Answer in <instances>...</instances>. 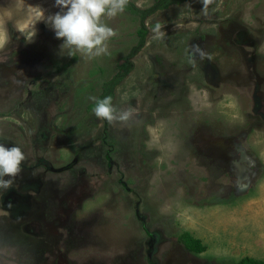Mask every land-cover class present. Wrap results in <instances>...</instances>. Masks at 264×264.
<instances>
[{"label": "rangeland", "instance_id": "374dc122", "mask_svg": "<svg viewBox=\"0 0 264 264\" xmlns=\"http://www.w3.org/2000/svg\"><path fill=\"white\" fill-rule=\"evenodd\" d=\"M26 2L60 11L55 0ZM129 3L146 9L157 1ZM13 4L0 0V14ZM201 8L183 0L157 9L137 50L140 16L125 9L105 17L118 34L93 59L61 53L63 41L45 22L26 43L0 16V141L27 157L11 188L0 189V264L264 260V110L228 75L240 49H252L238 35L264 37V2L215 0L207 15ZM157 22L161 39L151 31ZM127 60L133 68L113 104L133 115L110 124L96 117L91 97ZM213 61L230 83L206 82L197 65ZM190 71L199 88L185 92ZM244 134L228 151V140ZM212 146L220 156L210 155ZM184 232L205 249L189 250Z\"/></svg>", "mask_w": 264, "mask_h": 264}, {"label": "clouds", "instance_id": "9594fccd", "mask_svg": "<svg viewBox=\"0 0 264 264\" xmlns=\"http://www.w3.org/2000/svg\"><path fill=\"white\" fill-rule=\"evenodd\" d=\"M214 2L215 0H200L204 15L208 14L209 6ZM128 3L129 0H55V6L60 11L46 14V10L40 5L29 4L26 0H14V4L0 16L5 24L8 21L14 22L16 30L24 37L26 43L34 42L38 31L36 25L45 22L55 32L56 38L63 41L60 45L61 53L68 49L69 56L81 53L86 58L93 59L107 55L108 42L118 34L115 29L104 23V18L123 13ZM163 27L157 22L151 28L154 39L163 38ZM192 49L194 55H204L199 45H193ZM91 99L95 102L94 114L101 120L112 124L117 121L126 123L132 118L131 110H118L111 96ZM26 159V154L20 146H7L0 141V189L11 188L13 179L22 171L21 166Z\"/></svg>", "mask_w": 264, "mask_h": 264}, {"label": "flooded vegetation", "instance_id": "af4514ba", "mask_svg": "<svg viewBox=\"0 0 264 264\" xmlns=\"http://www.w3.org/2000/svg\"><path fill=\"white\" fill-rule=\"evenodd\" d=\"M262 1L264 2V0ZM238 29L239 27L235 30ZM258 32L260 31L256 30L255 32H250L249 30H246L244 32L243 37H240L242 34L238 35V39L240 41L245 42L244 44H248L249 46H251L252 49H240V53L237 54V67L233 66L232 70H230L231 72H229L228 75L230 76L231 74H233L231 76L233 79L232 82H236L237 86L249 92V95L252 98L253 102H255L259 106V109L264 110V47H262L264 37H262V32L260 34H258ZM198 66L201 68L200 70L204 73V76L206 77V82H208L210 85L215 84L216 86H221L222 83H230V78H228L229 76L226 78L225 75H220L221 69L218 67L217 62L213 61V63L209 62L206 65L202 64L197 65V67ZM257 69H259V71ZM198 78V75L194 71L191 77L185 79V82L183 84V89L185 90V92L187 88L188 92L190 91L191 85L197 86L199 88ZM209 84L205 86L209 88ZM206 87H203L204 90H206ZM263 114L264 113L261 112V116L264 117ZM247 136V134H244L234 141L228 140L230 144V148L228 151L233 148V144H236V142H243L246 138L248 139ZM213 146H217V143H215ZM213 146L210 155H216L217 157L220 156V149L214 148ZM228 151L227 155L231 159L238 160L242 157V155L239 154L238 151L235 152L234 155H229ZM237 156H239L240 158H238ZM243 161L245 160L242 159V162ZM239 162L241 163V160H239Z\"/></svg>", "mask_w": 264, "mask_h": 264}, {"label": "trees", "instance_id": "16d2710c", "mask_svg": "<svg viewBox=\"0 0 264 264\" xmlns=\"http://www.w3.org/2000/svg\"><path fill=\"white\" fill-rule=\"evenodd\" d=\"M156 1L157 3L154 6H151L146 9L134 7L132 3H129L126 7L127 11L133 14H138L142 22V25L139 29V35H140L139 44L134 48V50H137L138 48L139 49L142 48V46L146 42L147 34L149 32L148 31L149 29L145 24L146 18L149 15L153 14L157 9H160L162 7H167L172 3H180L183 0H156ZM133 54L134 52H130L129 55H133ZM75 57L76 56H74V58ZM121 68L124 69L123 72L116 73L107 82L103 84V92L98 97V99H103L104 97L111 96L114 102L115 88L120 83V81L125 77V74H127L133 68V64L127 60L125 63L121 65ZM89 107L94 109L95 102L92 103ZM180 239L189 250L201 252L205 249V246L202 243V241L200 239L194 238L189 232L182 233ZM238 264H264V260L248 257V258H243Z\"/></svg>", "mask_w": 264, "mask_h": 264}]
</instances>
